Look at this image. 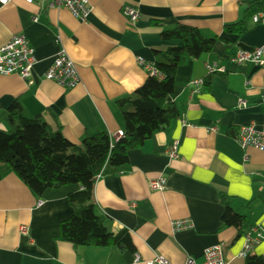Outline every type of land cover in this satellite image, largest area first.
Returning <instances> with one entry per match:
<instances>
[{"label":"crops","instance_id":"0c3cea01","mask_svg":"<svg viewBox=\"0 0 264 264\" xmlns=\"http://www.w3.org/2000/svg\"><path fill=\"white\" fill-rule=\"evenodd\" d=\"M249 1L88 0L86 19L47 1L0 5V46L23 33L37 60L28 80L0 74L1 106L6 109L19 99L28 117L60 129L77 145L88 134L107 130L116 140L124 131L116 103L149 78L138 59L155 64L158 52L182 44L163 39V31L184 24L230 42V47L218 42L212 52L179 67L173 99L180 118L128 151L130 171L97 180L96 204L113 231H131L140 262L130 251L76 248L61 239V223L74 214L69 197L79 185L49 189L38 197L9 174L0 181V264H146L156 256L187 264L189 257L201 260L204 250L216 245L222 246L227 264H246L240 255L244 235L254 227L264 229V152L242 149L236 137L241 127L264 121V69L239 65L233 56L239 49L264 46V24L252 20V29L241 36L224 27L243 17ZM128 6L138 10L136 22L127 15ZM60 46L77 66L80 84L75 88L45 78ZM208 66L219 75L210 92H197L194 83L211 72ZM239 99L247 106L241 107ZM176 142L179 155L171 158L168 152ZM161 177L165 189L153 190L150 182ZM222 196L234 220L226 227ZM184 219L193 227L175 231L173 222ZM250 256H264V240Z\"/></svg>","mask_w":264,"mask_h":264},{"label":"trees","instance_id":"16d2710c","mask_svg":"<svg viewBox=\"0 0 264 264\" xmlns=\"http://www.w3.org/2000/svg\"><path fill=\"white\" fill-rule=\"evenodd\" d=\"M264 12V0L247 3L243 17L224 27L228 34L244 35L252 29L253 17ZM165 40H179L181 46L156 54V67L162 80L149 77L135 93L117 101L125 123L124 136L113 140L107 130L88 134L77 145L60 129L28 117L19 99L8 108L0 104V181L9 174L17 175L38 197L49 189L79 185L80 190L69 197L74 214L60 226L62 240L81 247H116L136 252L133 235L127 228L113 231L109 219L95 202L94 192L101 176L130 171L128 151L146 144L154 134L169 128L180 118V110L173 99L176 75L180 66L199 59L214 50L218 42L230 47L222 37H207L198 29L179 24L161 33ZM218 72H210L204 79L202 92H210ZM231 134L234 131L230 128ZM223 227L234 220L227 198ZM246 264H264L262 257L248 256Z\"/></svg>","mask_w":264,"mask_h":264},{"label":"built area","instance_id":"2783aa9c","mask_svg":"<svg viewBox=\"0 0 264 264\" xmlns=\"http://www.w3.org/2000/svg\"><path fill=\"white\" fill-rule=\"evenodd\" d=\"M12 0H0V5H5ZM27 4H32L36 1L49 2L52 7L66 8L73 16L81 19H86L91 12L88 0H24ZM127 15L132 22L139 19V12L136 8L128 6L125 8ZM253 21L257 24H264V12H260L253 17ZM60 44V39H57ZM233 60L239 64H249L258 68L264 69V46L253 49H239L233 56ZM36 55L33 45L30 43L27 36L23 33L16 35L8 42L0 46V74L13 75L17 74L22 79L28 80L33 72L36 64ZM139 65L144 67L149 77H156L160 80L164 78L163 73L156 67L155 64L146 62L144 59H138ZM211 72L214 71L212 66L207 67ZM45 78L55 81L58 85L65 88H75L80 84V76L76 64L69 57L63 46L57 52L53 64L45 73ZM199 92L204 84V80H198L194 83ZM195 91V92H196ZM264 103V76L262 79V94L260 98ZM239 105L246 107V101L239 99ZM117 138L124 136V131L117 132ZM236 140L242 149L248 147H255L264 152V121L260 125L251 124L241 127ZM171 158H177L179 155L178 143H174L168 152ZM166 180L161 177L152 180L150 186L153 190L165 189ZM42 200H39L37 205L41 206ZM193 224L191 220H177L173 222V229L175 231L191 229ZM23 233H28L27 227H22ZM264 240V229L261 227H254L244 235V246L241 256L247 258L251 250L259 245ZM264 260V256L262 257ZM135 261L140 262L141 256L135 253ZM146 264H173L163 256H156L154 259L146 261ZM187 264H227L222 246L216 245L204 250L201 260L189 257Z\"/></svg>","mask_w":264,"mask_h":264},{"label":"rangeland","instance_id":"374dc122","mask_svg":"<svg viewBox=\"0 0 264 264\" xmlns=\"http://www.w3.org/2000/svg\"><path fill=\"white\" fill-rule=\"evenodd\" d=\"M6 126H7L6 123L0 122V127H5V128H7Z\"/></svg>","mask_w":264,"mask_h":264}]
</instances>
